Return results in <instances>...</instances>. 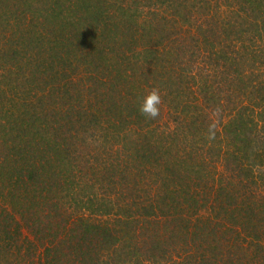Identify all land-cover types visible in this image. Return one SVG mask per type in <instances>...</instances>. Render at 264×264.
<instances>
[{
  "label": "trees",
  "instance_id": "trees-1",
  "mask_svg": "<svg viewBox=\"0 0 264 264\" xmlns=\"http://www.w3.org/2000/svg\"><path fill=\"white\" fill-rule=\"evenodd\" d=\"M0 264H264V0H0Z\"/></svg>",
  "mask_w": 264,
  "mask_h": 264
},
{
  "label": "clouds",
  "instance_id": "clouds-1",
  "mask_svg": "<svg viewBox=\"0 0 264 264\" xmlns=\"http://www.w3.org/2000/svg\"><path fill=\"white\" fill-rule=\"evenodd\" d=\"M163 103L162 95L159 88L153 87L147 91V94L143 97L139 111L142 115L149 119H156L160 116L161 105Z\"/></svg>",
  "mask_w": 264,
  "mask_h": 264
}]
</instances>
